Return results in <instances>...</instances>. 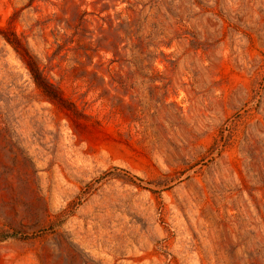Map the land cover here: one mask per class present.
I'll return each instance as SVG.
<instances>
[{
    "label": "rangeland",
    "instance_id": "rangeland-1",
    "mask_svg": "<svg viewBox=\"0 0 264 264\" xmlns=\"http://www.w3.org/2000/svg\"><path fill=\"white\" fill-rule=\"evenodd\" d=\"M0 264H264V0H0Z\"/></svg>",
    "mask_w": 264,
    "mask_h": 264
},
{
    "label": "trees",
    "instance_id": "trees-1",
    "mask_svg": "<svg viewBox=\"0 0 264 264\" xmlns=\"http://www.w3.org/2000/svg\"><path fill=\"white\" fill-rule=\"evenodd\" d=\"M7 40L15 46L18 51H21V54L26 62L27 67L29 68L36 84L42 91L45 93L48 98L55 101L59 105L64 106L67 100L62 96L61 91L56 87L45 75L44 71L40 68L38 62L27 52L23 47L21 41L17 36L10 38L6 36ZM8 236H5L7 238Z\"/></svg>",
    "mask_w": 264,
    "mask_h": 264
}]
</instances>
